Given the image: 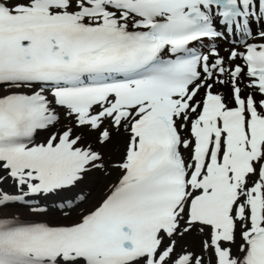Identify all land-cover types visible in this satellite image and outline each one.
I'll list each match as a JSON object with an SVG mask.
<instances>
[{"label": "snow or ice", "instance_id": "snow-or-ice-1", "mask_svg": "<svg viewBox=\"0 0 264 264\" xmlns=\"http://www.w3.org/2000/svg\"><path fill=\"white\" fill-rule=\"evenodd\" d=\"M0 264H264V0H0Z\"/></svg>", "mask_w": 264, "mask_h": 264}, {"label": "bare ground", "instance_id": "bare-ground-1", "mask_svg": "<svg viewBox=\"0 0 264 264\" xmlns=\"http://www.w3.org/2000/svg\"><path fill=\"white\" fill-rule=\"evenodd\" d=\"M99 180H100V174L98 172H96V173H94L93 178L83 187L90 188V187L97 186L99 183ZM100 194H101V191H100ZM98 200H99V198L95 201V203ZM201 239H202V237L193 233L191 236L186 237L185 240H183L181 243L191 247L195 251H199Z\"/></svg>", "mask_w": 264, "mask_h": 264}]
</instances>
